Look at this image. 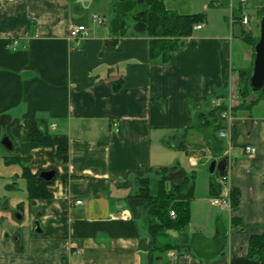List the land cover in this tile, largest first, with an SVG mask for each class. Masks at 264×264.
I'll list each match as a JSON object with an SVG mask.
<instances>
[{"label":"crops","instance_id":"1","mask_svg":"<svg viewBox=\"0 0 264 264\" xmlns=\"http://www.w3.org/2000/svg\"><path fill=\"white\" fill-rule=\"evenodd\" d=\"M162 1L178 14L203 15L167 59L131 27L112 34L109 0H0V264H261L249 239L264 234V95L231 99L234 71L253 61L243 45V5ZM252 1L259 9L264 0ZM93 13L107 22H92ZM70 24L85 25L88 35L69 37ZM208 101L232 107L218 144L195 123ZM32 118L52 146L30 148ZM180 153L188 171L227 155L228 189L218 185L214 194L208 172L193 192L188 225L169 231L177 250L150 262L130 195L138 177L174 165ZM23 165L37 175L54 170L50 197H28ZM231 190L234 205L211 203Z\"/></svg>","mask_w":264,"mask_h":264},{"label":"trees","instance_id":"2","mask_svg":"<svg viewBox=\"0 0 264 264\" xmlns=\"http://www.w3.org/2000/svg\"><path fill=\"white\" fill-rule=\"evenodd\" d=\"M238 1L241 5L244 4L241 0ZM109 15V27L112 34L119 37L124 36L131 27L135 33L151 37V48L161 50L164 55L163 59H167L170 52L180 47L181 39L191 34L193 26L203 16L202 14L182 15L167 10L162 0H109ZM257 38V35L254 36L248 31L244 30L242 33L244 42L252 47ZM252 56L254 57V51ZM250 72L251 70L248 72L243 69L239 70L241 81L247 73L245 79L247 86ZM261 91H264V88ZM241 104L235 107H240ZM231 108L223 102H219L218 105L213 104L207 112H199L196 115L195 123L202 127H210L213 132H219L225 127V118L221 114L228 109L231 113ZM28 139L30 148L52 146L54 143L50 133L33 118L29 121ZM183 148L185 149L184 146ZM4 159L7 163L22 162L21 158L17 157H4ZM177 170V165L162 166L154 170L159 176L156 193L151 192L150 176L138 177L137 191L130 195L133 199L134 214L148 237L147 251L150 262L156 261L168 251L177 250V245L169 239V231L182 230L190 220L189 204L194 192L193 170L181 169L182 175L175 179L173 173ZM22 176L26 179L29 198L51 196L46 188L50 182L43 180L37 174H32L26 165H23ZM210 186L212 189L216 188L214 194H217L218 183L213 175ZM230 199L231 205L237 202L238 195L235 191H230ZM171 210L174 211V216L170 215ZM249 250L260 260L261 264H264V234L250 237Z\"/></svg>","mask_w":264,"mask_h":264},{"label":"rangeland","instance_id":"3","mask_svg":"<svg viewBox=\"0 0 264 264\" xmlns=\"http://www.w3.org/2000/svg\"><path fill=\"white\" fill-rule=\"evenodd\" d=\"M264 1H263V5L258 9L252 0H249L247 1L246 3L243 4V8L242 10L240 11L238 9V13L240 16L246 14L248 15V18H249V21H248V24L245 25V29L247 31H253V33L255 34V36H259V22H260V18L261 16L263 15L264 13ZM107 13V12H106ZM108 15V14H107ZM258 40V38H257ZM256 43V42H255ZM243 45L245 46H248L249 48L252 49V52L254 51V45L253 47L250 45V44H244ZM233 48H235V54H237V44H234ZM252 68V67H251ZM249 66L248 67H243L242 69L245 70V71H249V70H252ZM251 74V72H250ZM245 77L244 79L242 80V83H240V79H239V74L234 71V76H235V79L234 80V90H232V95H231V99L232 102L235 100L236 103H241V101H244L243 98H251V96H260V98L262 97V95H264V91H251L249 90L248 86H247V82H246V76H247V73L244 74ZM240 83V85H239ZM239 85V86H238ZM238 86V89H236V87ZM236 89V90H235ZM228 92H229V86L226 87L224 93H221L223 94V96L226 98L228 96ZM234 103V102H233ZM213 107V103L209 102L208 101V106H207V110H210L211 108ZM202 132H206V133H209L211 134V136L213 137V142H217L218 144V132H213V130L210 128V127H205L203 129ZM217 136V137H216ZM198 137H200L198 135ZM196 144H193V145H189V148L190 149H194L193 147L195 146ZM196 151H199L198 149H194ZM219 151V150H218ZM210 155V153H209ZM187 157L185 155H183V153H180L179 154V157H176V161H175V164L174 165H177L178 166V169H182V170H186L188 171V167H187ZM208 166H209V161L206 162L205 165L201 166V168L199 169H192L193 170V174H194V193L196 191V193L199 191V189H201V186L203 185L204 183V179L207 178V174H208ZM158 174H156L155 172H153L151 175H150V189H151V192L152 193H156L157 192V189H158ZM208 177H210V175H208ZM195 187H196V190H195ZM173 231V230H172Z\"/></svg>","mask_w":264,"mask_h":264},{"label":"water","instance_id":"4","mask_svg":"<svg viewBox=\"0 0 264 264\" xmlns=\"http://www.w3.org/2000/svg\"><path fill=\"white\" fill-rule=\"evenodd\" d=\"M248 86L251 91H261L264 88V14L259 22V36L254 45V57L252 62L251 74L248 78ZM2 144L10 147L8 138H3ZM228 165V156L223 155L221 158H213L209 162L208 172L213 175L215 172L222 173ZM54 170L41 171L38 176L45 181H51L54 177Z\"/></svg>","mask_w":264,"mask_h":264},{"label":"built area","instance_id":"5","mask_svg":"<svg viewBox=\"0 0 264 264\" xmlns=\"http://www.w3.org/2000/svg\"><path fill=\"white\" fill-rule=\"evenodd\" d=\"M243 3H245L247 0H241ZM91 21L95 22V23H99V24H104L107 22V17L104 15H99L97 13H93L91 15ZM241 23L246 25L248 24L249 18L248 15L244 14L241 16L240 19ZM197 28L200 27V25L196 26ZM89 30L85 25H73L70 24L68 27V34L69 37L73 38V39H79V38H84L88 35ZM16 43V41H14V43H12V45H14ZM215 105H218L219 102H213ZM230 110H225L224 112H222L221 116L225 119L230 118ZM115 127L116 124L114 123ZM116 131H118V128L116 127L115 129ZM219 137L221 138H227L228 134L225 130L220 129L219 132ZM244 151L248 154V155H252L255 152L254 147L252 146H245ZM213 177L216 179V182L218 183L219 186H224V188H227L226 183H227V174L226 172H222V173H218L215 172L213 174ZM228 189V188H227ZM211 203L214 206L223 208V207H230L231 206V199H230V192H228V194H218L215 196H212L210 198ZM76 203H81V200H76ZM170 215L174 216L175 213L173 210L170 211ZM170 257L172 258L173 263L176 262V254L175 252H170Z\"/></svg>","mask_w":264,"mask_h":264}]
</instances>
